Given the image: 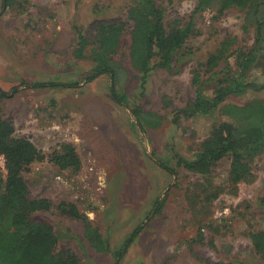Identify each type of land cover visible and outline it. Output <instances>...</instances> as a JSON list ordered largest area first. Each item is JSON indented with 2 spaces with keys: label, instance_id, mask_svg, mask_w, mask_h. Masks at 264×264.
Segmentation results:
<instances>
[{
  "label": "rangeland",
  "instance_id": "374dc122",
  "mask_svg": "<svg viewBox=\"0 0 264 264\" xmlns=\"http://www.w3.org/2000/svg\"><path fill=\"white\" fill-rule=\"evenodd\" d=\"M27 1L26 11L7 10L0 16L1 114L17 137L29 138L45 157L61 143L74 146L80 171L60 172L47 159L33 164L23 174L29 197L47 198L53 207L62 201L75 204L109 247L107 253L94 251L84 240L82 224L54 209L33 214L32 219L52 227L58 251L70 249L80 264H113L122 244L138 230L118 264H264L249 237L264 229V154L251 165L255 179L240 183L234 192L226 181L230 159L221 160L211 173L216 186L225 190L195 212L185 195L201 176L178 167L176 158L194 157L211 119L171 120L174 111L193 101V70L221 41L235 37L234 49L251 47L254 31L244 29L246 9L232 7L221 15L210 9L196 16L197 35L185 45L190 56L182 71L154 70L143 92L130 66L125 30L115 57L127 73L124 93L133 106L164 118L160 128L141 131L132 107L116 103L107 75L84 82L93 63L77 48L78 30L88 44L98 26L126 21L136 0ZM196 2L158 4L165 21L171 22L187 20ZM228 63L234 68L233 57ZM36 83L55 86L37 89ZM254 97L264 100V92L228 97L225 103L244 104ZM157 198L164 204L154 214ZM199 229L202 243L194 242Z\"/></svg>",
  "mask_w": 264,
  "mask_h": 264
},
{
  "label": "trees",
  "instance_id": "16d2710c",
  "mask_svg": "<svg viewBox=\"0 0 264 264\" xmlns=\"http://www.w3.org/2000/svg\"><path fill=\"white\" fill-rule=\"evenodd\" d=\"M162 0H136L127 10L126 21L97 27L94 40L85 41L78 30L77 48L93 63L91 74L84 79L89 83L107 75L113 87L117 104L131 106L130 112L141 131L156 130L162 126L163 117L134 105L124 93L127 79L125 68L116 60L122 37L128 29V57L130 66L138 74L143 92L154 70L179 73L189 60L187 41L197 35L195 19L203 12L216 9L221 15L232 7L246 9L244 29L253 28V42L249 49H234L235 37H226L208 54L205 61L194 69L191 83L195 87L194 99L185 107L174 111L171 120L178 124L184 119L206 117L211 127L201 141L192 159L176 158L178 167L198 172L201 182L191 184L186 190V200L198 212L201 206L210 205L225 189L214 183L211 170L224 158L230 159L227 183L235 191L240 183H251L255 176L251 165L264 154V100L254 97L244 104L225 103L228 97H244L248 93L264 92V0H197L185 21H165L164 11L158 4ZM27 0H1L0 16L7 10L26 11ZM234 59V68L228 63ZM261 81H256V74ZM203 76H205L203 78ZM52 83H36L34 88L53 87ZM77 86V85H72ZM210 91V95L205 93ZM3 94L0 92V98ZM132 104V105H131ZM0 154L4 169L0 168V264H80L70 249L58 251V237L50 225L32 219L35 213L54 209L59 215L82 224L84 240L98 253L109 252L97 227L77 206L62 201L53 207L47 198L31 199L23 174L35 163L47 159L60 172L77 174L81 161L74 146L61 143L48 157L27 137H17L12 123L3 119L0 110ZM158 165L172 173L164 162ZM264 206V197L262 199ZM164 200L153 203L152 213H160ZM138 234L133 231L122 244L113 264H118ZM259 259L264 262V229L250 233ZM194 242L202 243L198 231Z\"/></svg>",
  "mask_w": 264,
  "mask_h": 264
},
{
  "label": "built area",
  "instance_id": "2783aa9c",
  "mask_svg": "<svg viewBox=\"0 0 264 264\" xmlns=\"http://www.w3.org/2000/svg\"><path fill=\"white\" fill-rule=\"evenodd\" d=\"M0 168L3 170L4 169V157L3 155L0 154Z\"/></svg>",
  "mask_w": 264,
  "mask_h": 264
},
{
  "label": "water",
  "instance_id": "95a60500",
  "mask_svg": "<svg viewBox=\"0 0 264 264\" xmlns=\"http://www.w3.org/2000/svg\"><path fill=\"white\" fill-rule=\"evenodd\" d=\"M111 90L113 89L112 85L110 86ZM138 126V125H137Z\"/></svg>",
  "mask_w": 264,
  "mask_h": 264
}]
</instances>
